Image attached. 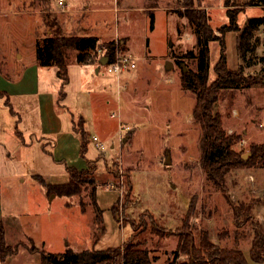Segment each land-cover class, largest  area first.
I'll use <instances>...</instances> for the list:
<instances>
[{
  "label": "rangeland",
  "instance_id": "374dc122",
  "mask_svg": "<svg viewBox=\"0 0 264 264\" xmlns=\"http://www.w3.org/2000/svg\"><path fill=\"white\" fill-rule=\"evenodd\" d=\"M58 1L0 0V92L8 96L15 113L1 96L0 215L6 244L21 243L27 249L18 247L0 264H40L39 253L28 250L31 244L59 254L66 248L117 247L131 235L155 256L151 264L187 261L186 254L175 255L182 233L192 234L196 244L202 231L221 246L248 243L251 223L241 219L237 226L228 200H260L252 221L264 229V167L255 164L232 171L226 192L201 169V130L192 113L195 94L180 85L181 65L195 70L198 54L193 28L178 13L183 0H62L64 6ZM193 1L219 35L217 28L228 24L225 0ZM230 3V10L239 11L240 29L251 18H264V5ZM58 29L64 36H98L101 42L125 38L127 50L116 57L126 56L136 67L117 77L102 66L96 73L93 65L70 62V82L63 87L66 98L59 100L57 78L48 72L40 80L28 64L32 44L35 55L36 43ZM239 36L240 31L223 34L224 55L228 68L243 65V87L223 91L214 111L225 132L239 136L233 148L248 159L250 146L264 143V24L244 62ZM208 48L210 83L221 45L210 41ZM15 50L22 59H16ZM167 62L172 68L166 69ZM108 79L110 91H105L102 85ZM51 89L55 93L49 94ZM72 116L76 123L80 116L84 120L89 138L84 153L79 135L70 129ZM73 133L76 145L64 139L57 158L54 139ZM94 136L101 148L95 147ZM167 155L170 164H164ZM89 162L96 168L101 226L95 222L89 188L76 197L48 195L34 178L64 184L68 168L82 171Z\"/></svg>",
  "mask_w": 264,
  "mask_h": 264
},
{
  "label": "trees",
  "instance_id": "16d2710c",
  "mask_svg": "<svg viewBox=\"0 0 264 264\" xmlns=\"http://www.w3.org/2000/svg\"><path fill=\"white\" fill-rule=\"evenodd\" d=\"M231 0H225L224 6L227 8L228 24H224L215 30L209 24V18L203 9L197 8L193 0H183L178 9L180 16L185 17L196 38L198 47L196 69H188L181 72L180 85L183 90L195 94V104L193 107V119L199 124L201 138L199 140L200 166L203 173L216 187L226 192V180L228 175L243 167H251L255 164L264 167V143L250 146V156L243 159L242 153L237 152L233 146L238 142L239 136L228 135L221 127L219 115L214 111L215 104L220 95L226 90H238L243 87L244 68L239 65L237 69H230L227 66L224 55L223 34L227 31H240L238 49L242 62L246 56L251 54L256 46L254 41L259 27L264 24V18H251L243 29L238 26L237 18L239 11L230 10L233 4ZM254 2V4H253ZM247 5H264V0H247ZM151 18L153 14L151 13ZM55 25V22L52 24ZM57 30L55 34L45 37L35 46L36 63L41 67H55L56 76L61 81L59 100L65 99L64 86L69 83L68 65L74 60L78 65H94L97 67L98 61L102 57L108 59V63L115 60L118 51L125 52L126 39L117 41L101 42L95 36H64ZM218 40L221 45V55L214 65L215 78L208 83L209 69V48L210 41ZM98 51H102L101 53ZM6 96L0 92V97ZM6 105L12 114V106L6 96ZM73 119V116H72ZM82 117L78 121L72 120L73 132L78 134L81 140L82 153L86 151L88 139L83 128ZM20 135L19 132H17ZM128 135V134H127ZM127 139V136L125 137ZM95 166L89 162L88 168L78 171L68 168L69 180L67 183L52 185L46 183L41 176L35 175L47 190V194H54L63 197L79 196L84 190L90 189L89 196L91 205L96 211L95 222L101 226V210L96 200V189L98 180L94 175ZM129 184V180L126 179ZM129 191L131 187H128ZM82 200L79 201L81 209L84 210ZM260 200L251 202H238L231 205L233 220L239 226V220L250 221L252 233L249 238V256L255 263L264 262V229L258 221H252L254 205ZM264 201V198L263 200ZM261 202V201H260ZM113 213L118 216V211L112 207ZM102 231L104 227H101ZM196 244L195 237L190 233H182L178 243L177 252L186 254L187 261L181 263L169 262L167 264H248L239 246L235 242L234 246H221L213 242L208 232L202 231ZM21 243L14 246L6 244L5 228L0 219V263L15 255ZM30 252H37L40 255V264H151L155 260L147 248L140 246L131 235L120 246L103 250L86 249L74 251L71 248L59 254H52L31 244L28 248ZM176 258V257H175Z\"/></svg>",
  "mask_w": 264,
  "mask_h": 264
},
{
  "label": "crops",
  "instance_id": "0c3cea01",
  "mask_svg": "<svg viewBox=\"0 0 264 264\" xmlns=\"http://www.w3.org/2000/svg\"><path fill=\"white\" fill-rule=\"evenodd\" d=\"M95 37H98V36H95ZM99 38V37H98ZM100 39V38H99ZM100 40H102V39H100ZM34 48H33V44H32V46H31V52H33V53H31V55H30V57H29V59H28V64H29V66L30 67H35V70H36V73H37V78L38 79H40V80H42V78H44L46 75H47V73L48 72H50V74H51V76L52 77H56L57 78V76H56V68L55 67H41V66H39L37 63H36V59H35V55H34V50H33ZM14 55L16 56V59H22L23 58V55L21 54V53H19L17 50H15L14 51ZM2 57H5V55H1ZM74 60H72L71 62H73ZM70 64V63H69ZM93 67H95L96 68V66H94L93 65ZM100 72V69H99V71H98V73ZM83 74H84V72H82ZM68 74H69V65H68ZM118 79V78H117ZM107 81H109L106 85H102V88L105 90V91H110V79H108ZM69 82H70V74H69ZM58 84H60L61 85V81L57 78V83H56V86L55 87H57L58 86ZM49 91V94H50V92L53 94V93H55V91H53L52 89L51 90H48ZM11 94V93H10ZM49 96V95H48ZM51 96V95H50ZM65 98H66V96H65ZM106 99V102H108V97H106L105 98ZM51 103V102H50ZM49 110V109H48ZM52 110H53V108H52ZM52 113V115H54L53 114V112H51ZM53 117H55V119H56V116L54 115ZM80 117H82V116H80ZM83 118V117H82ZM72 120H74V121H76L75 120V118L73 117V119H71V122H72ZM51 122H54V120H51ZM72 124V123H71ZM83 128H84V123H83ZM70 129H71V131H73V128H72V125H71V127H70ZM84 131H85V128H84ZM76 134V133H75ZM74 133L73 134H67L65 137H62V138H59L58 140H57V138L56 139H54V144H53V153L54 154H56L58 157L57 158H61V150H60V147H61V145L64 143V139H68V140H70L71 142H72V144H74V145H76V142H75V139H77V136L75 135ZM85 135H86V131H85ZM69 137V138H68ZM95 137V136H94ZM87 139H89V138H87ZM71 145V144H70ZM2 218V216L0 215V219ZM260 219H262V217H260ZM21 248L24 250V251H26L27 252V249H26V247H24V246H21ZM240 248H241V250H242V253H243V255H244V257L246 258V260H247V262H248V264H252L251 262H253L251 259H250V256H249V242L247 243H245L243 246L242 245H240ZM180 257V256H179ZM183 257V256H182ZM185 257V256H184ZM255 263V262H254ZM258 264H264V262L263 263H258Z\"/></svg>",
  "mask_w": 264,
  "mask_h": 264
},
{
  "label": "built area",
  "instance_id": "2783aa9c",
  "mask_svg": "<svg viewBox=\"0 0 264 264\" xmlns=\"http://www.w3.org/2000/svg\"><path fill=\"white\" fill-rule=\"evenodd\" d=\"M58 3L61 6H64L62 0H59ZM135 67H136V65L133 62H131V60L128 57H126V56L115 57L114 61H112L110 63L107 62L106 65L102 66V68L104 69L105 73L114 74L117 77L119 76V74H121V73H123L125 71H128L130 69H133ZM93 140L96 141L95 142V147L96 148H101V144L97 141V138L93 137Z\"/></svg>",
  "mask_w": 264,
  "mask_h": 264
},
{
  "label": "water",
  "instance_id": "95a60500",
  "mask_svg": "<svg viewBox=\"0 0 264 264\" xmlns=\"http://www.w3.org/2000/svg\"><path fill=\"white\" fill-rule=\"evenodd\" d=\"M107 62H108V59H107L106 57H102V58H100L99 61H98V65H97V67H96V69H95V72L98 73L100 67L106 65ZM169 68H172V64H171V62H167L166 69H169ZM181 68L183 69L184 72L187 71V69H186L183 65H181ZM122 141L125 142V141H126V138H123ZM243 158L245 159L246 156H243ZM170 163H171V162H170L169 155H167L164 164H170Z\"/></svg>",
  "mask_w": 264,
  "mask_h": 264
}]
</instances>
